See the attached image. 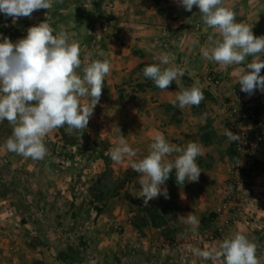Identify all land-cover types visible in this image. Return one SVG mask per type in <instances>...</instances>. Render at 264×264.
Returning <instances> with one entry per match:
<instances>
[{
  "label": "crops",
  "instance_id": "1",
  "mask_svg": "<svg viewBox=\"0 0 264 264\" xmlns=\"http://www.w3.org/2000/svg\"><path fill=\"white\" fill-rule=\"evenodd\" d=\"M239 1L237 3L241 6H238L236 17H239V22L244 23L254 15L255 12L252 11L256 8L253 2L256 0H248V4ZM99 2L100 0H63V3L53 4V7L58 9L55 14L54 10H49L46 14L48 18L54 16L57 21V24L52 23L51 27L59 31L62 26L70 38L80 44L82 64L107 58L111 63V71L105 78L100 102L95 107L94 115L90 118L88 129L83 135L80 136L79 133L69 135L63 128L56 129L48 134L54 140V144L45 142V145L48 155L54 150L56 153L58 151L66 153V151L78 149L81 153V149V156L83 157L86 153V159L90 158L92 176H89V180L95 179L96 182L97 179L102 180L108 176L118 182L115 187L104 191V194L110 197L107 210L99 216V219L92 220L93 218L90 217L92 221L88 224L92 225L91 229H94L98 223H104L103 219L106 216L125 221L121 223L127 230L120 241L128 245L127 249L134 247L139 251L142 250L139 252L142 256L138 255L136 258L135 251L131 253L127 250L125 255L128 259H123L124 264L125 261L130 264L132 260L140 264H165L167 259L163 258L166 256L160 248L161 245H165V242L183 234V245L190 246L193 237L195 238L208 226L210 228L222 224L224 218L219 212V190L223 189L233 177L242 180L240 175L232 174L235 153L233 144L224 135L226 128L224 124L228 117L226 105L236 101L253 104L264 120V93L257 90L249 96L241 91L236 81L239 70L245 66L244 64L221 67L202 57L201 48L206 46L207 37L213 30L202 23L197 7L194 6L192 11L188 12L182 6H178L175 0H168L166 4L170 7L169 9L163 6L165 4L163 0H115L116 10L113 13L107 12L105 17L112 18L114 23L107 28L102 25L105 18L103 20L94 18L95 15L100 16ZM242 19L245 21L242 22ZM252 31L257 37L264 36L263 30H259L260 34L253 28ZM195 41L199 43H193ZM163 53L175 57L173 63L184 70L180 88L191 87L193 84L202 88L205 98L198 107L189 106L184 109L174 107L172 101L180 90L176 83L173 82L167 90L162 91L143 76L142 69L152 64H159V57ZM251 59L252 57H249L245 64ZM261 59L264 60V56ZM209 76L217 77L218 83L210 82ZM203 114H206V118ZM119 130L129 145L137 150L134 160H139L148 154L149 145L157 132L162 133L169 142L179 146H186L188 142L200 144L202 155L197 158L201 169L198 182H185L183 185H178L173 172L165 185L169 199L159 196L151 200L148 206L143 204L141 210L137 211L133 208V211L127 196L133 198L140 196L139 173L130 168L131 162L127 159L117 164L106 154L109 148L116 146ZM88 132L90 136L87 135ZM67 138H72V141L68 142ZM79 141L85 143L84 147ZM9 157L12 164L14 162L12 153ZM166 159L171 158L166 157ZM259 159L264 166V147L259 154ZM54 162L56 163L55 158ZM43 164V160L31 158H26L24 161L26 167L31 166L33 169ZM7 169H11V166ZM2 171L0 169V209H3L7 201H11L15 203L14 206H17V208L13 207L14 210L20 208L26 211L23 206H18V202L21 201L19 192H22L18 188V182L22 178L17 179L13 174H7V171L3 174ZM83 177L80 178L83 179ZM29 178H34V175L27 174L24 180ZM68 178L69 175L66 174L55 178L48 172L36 178L38 183L42 181L38 184L40 188H43L42 193L46 192L45 188H48V184L53 188L63 189L61 193L65 196L57 195L59 199L56 204L51 203V199H55V196L48 195V198H42L43 194H32V185L25 186L30 199L44 200L41 209L44 220L40 222L36 219H28L25 225L28 226V223L31 226L36 225L44 235L36 241L28 242H24L20 234L14 236L15 253L8 255L5 234L0 232V262L2 264H6V261L9 264H94L96 258L100 260V257H97L98 247L105 245H110L113 252L117 253L119 250L117 244L120 242L103 237L105 239L103 244H99L93 238V241L88 239L89 235L88 240L84 242L88 245L93 244L94 251L91 250L87 256L79 252V256L85 258V261L81 259L79 263L77 256L74 257V250L76 251L77 248L74 250L71 247L66 248L67 245L72 244L70 239H73L74 235L72 234L73 237H71V234L66 235V232L61 230H65L66 227H68L67 230L74 232L80 230L81 227L76 225L79 223L78 213L82 217L84 211L89 209L82 205H68V193H66L70 186L67 182L70 180ZM48 179L52 182H48ZM95 185L93 187H96ZM257 190L264 198V170L257 176ZM71 192H73L72 188ZM255 199L258 203H254L252 212H256L261 205L259 196ZM152 213L156 214L159 224L153 223ZM188 213L198 220L196 235H193L191 225L178 220L179 216H186ZM253 214L259 216L258 213ZM140 216L141 221L135 228L130 219ZM253 225V222L248 225L240 222L230 228L225 237L232 236L238 231L247 235L246 231ZM0 226H3V222H0ZM99 229H102L101 224L96 230L99 231ZM165 230L168 231L163 232ZM185 232L188 237L184 236ZM107 234L109 235V232ZM62 236L71 238L65 241ZM54 243L59 248L46 245ZM185 254H187L185 257H191L189 262L195 258V255L189 251ZM116 255L119 256L118 253ZM176 255L174 254L170 261L177 260ZM180 256L182 258L183 254ZM185 260L188 262V258ZM169 264L172 263L169 262Z\"/></svg>",
  "mask_w": 264,
  "mask_h": 264
},
{
  "label": "clouds",
  "instance_id": "2",
  "mask_svg": "<svg viewBox=\"0 0 264 264\" xmlns=\"http://www.w3.org/2000/svg\"><path fill=\"white\" fill-rule=\"evenodd\" d=\"M175 2L188 12L197 7L202 23L213 30L206 46L201 48L202 57L221 67L244 64L236 81L241 91L249 96L257 90L264 93V75H261L264 36L257 37L252 26L236 22V13L225 6L224 0ZM54 3H63V0H0V13L15 22L19 18H30L35 11L50 10ZM0 37V122L6 120L12 126L6 148L24 158L43 160L48 155L45 137L49 133L63 128L69 135L82 136L88 129L111 63L105 58L82 64L80 44L71 39L62 26L56 31L46 20L29 27L26 37L15 43L3 34ZM249 57L252 59L245 64ZM174 59L163 53L160 63L144 67L142 74L162 91L176 83L180 90L172 101L174 107H198L205 98L202 88L195 84L180 88L185 73L173 63ZM203 115L206 118V114ZM119 133L116 146L109 148L106 154L117 164L125 159L131 162L130 168L139 173V198L144 206L159 196L170 198L165 185L173 172L178 185L198 182L200 144L188 142L186 146H179L157 132L148 154L134 160L137 150L129 145L120 130ZM224 135L231 143L240 140L239 135L227 128ZM178 220L191 225L193 235L197 234L198 220L194 215H181ZM190 251L205 260L222 261V264H259L257 244L239 231L216 246L205 250L190 246Z\"/></svg>",
  "mask_w": 264,
  "mask_h": 264
},
{
  "label": "rangeland",
  "instance_id": "3",
  "mask_svg": "<svg viewBox=\"0 0 264 264\" xmlns=\"http://www.w3.org/2000/svg\"><path fill=\"white\" fill-rule=\"evenodd\" d=\"M162 1V0H161ZM165 2V4H163L164 7H166L167 9H169L170 7L167 6V2L168 0H163ZM225 1V6L230 8L231 10H233L235 13H238V6L240 5L239 3H237L239 0L236 1H231V0H224ZM242 2H246V4H248V0H241ZM241 1H239L241 3ZM95 3V1H94ZM100 4H98L99 10H101L100 12V16H94L97 17L98 19H104L106 17L107 12L109 13H113L116 10V6H115V0H100L99 2ZM254 3V7L255 12L253 13L254 15L250 16V18L247 19L246 22H244L245 20L242 19V22H244L245 24H248L249 26H252L253 29H255L257 32H259V30H263L262 32H264V0H256L253 2ZM241 6V5H240ZM247 8H249V6L247 5ZM50 10H54V14L57 12V7H52ZM50 11V12H52ZM49 10H45V9H41L38 11H35L32 16L30 18H19L18 20H16L15 22H13L11 17H6L3 13H0V34H3V36L8 37L13 43H15L17 40L26 37L27 35V30L29 27L31 26H35L38 25L41 22H44L46 20V22L50 21L52 25L53 24H57L56 19L54 18V16L48 18L46 16V13H48ZM103 13V14H102ZM105 13V14H104ZM102 14V15H101ZM248 14V13H247ZM48 20V21H47ZM54 21V22H53ZM236 22H239V17H236ZM75 23H77V21H75ZM101 23V21H100ZM114 23V20H112V18H105L102 21V25L103 27H107L110 28L112 26V24ZM261 32H259L260 34ZM258 34V33H257ZM72 39V38H71ZM0 42H2V37H0ZM261 73H264V69L261 70ZM245 103V102H244ZM12 129V126L5 120L3 122H0V169H2V173L5 171H7L6 173L8 174H13L14 176L18 178H22V180H20L18 182L19 184V189L22 192L20 194V203L18 202V206H23L24 208H26V211L20 210V208H18L17 210H14L13 207L17 208V206H14L15 203L11 202V201H7L4 204L3 209H0V222H3V226H0L2 229L0 230L1 234H5V239L8 243V251L7 254L11 255L15 253V247H14V242H13V238L14 236H17L18 234H20L21 238L24 240V242H28V241H36L40 236H43L44 233H42V230L38 229L36 227V225L31 226L30 223H28V226H26L25 224L27 223L28 219L31 220H37V221H42L44 220L43 217V213H42V208L44 205V200L42 199H30L28 196V194L25 191V186L30 184L31 188L33 189V195H40L43 194L42 198H48L49 196H55V199L53 198V200L51 199V203L56 204L58 202V196L62 195L65 196V194L61 193L63 191V189L61 187H52L50 184H48V188H45L44 193H42L43 188H40L38 186V184H41V182H37L36 178L39 175H45L47 172L49 175L54 176L55 178H58L59 175L61 174H66L69 175L70 179L69 182L70 186L68 188V190L66 191V193H68V205H75V206H85V208H89L86 209L83 214V216L81 217L80 213L79 216L77 217L79 219V223H77L76 225L80 226L81 229L80 230H75V232L67 230L68 227H66L65 230H61V232H66V235L71 234V237L74 238L72 239L71 237H63V240L65 239V241L69 238H71V245H67L66 248L71 247L73 250L77 248V250H74V257L77 256L78 262H81V259L85 261V258H82L81 256H79V252L86 255L90 254V251H94V245H88L86 242H84V240H93L97 241L99 244H103L104 242V238H108V239H113L114 242H120L117 244V247L119 248V250L117 251V253L119 254V256L121 257H117V253L113 252V249L110 247V245H105L102 247H98L97 249V257H100V260H97V258L95 259V263L94 264H124L123 259H128V257L125 255L126 252H128L127 250H130V252L132 253L134 252L135 257L137 258V256L141 255L139 254V252H141L142 250H137L136 248L132 247L131 249H127L128 245L121 242L120 238L122 236H124L126 234L123 235H118L116 234L111 228H109L107 226L106 223V217H104V223H98L97 227H94V229H91L92 225L90 226L88 223L92 220H94L95 218L99 219V216L102 214L101 211H97L96 207L94 205V200L98 201V200H105L107 202V207L109 204V199L110 197L107 196V194H104V191H108L111 188L115 187L117 185L118 182L114 181L113 178L108 177L105 179H97L96 182L93 180H89V176H92L91 171H90V158H87V154L85 153V155L82 157V150L80 149L81 153L79 152L78 149L76 150H70V151H66V153H62L58 151V153L55 152V150L50 153L49 155H47L44 159H43V165H37L35 166V168L33 169V167L31 166H27L24 165V161L26 158L17 155L13 152H10L7 150L6 146L4 147V145L6 144V140L12 135L10 132ZM50 139V144H54L53 143V139L50 138L48 135L46 136ZM68 142L72 141V138H67ZM80 143V141H79ZM84 147V146H83ZM10 153H12V157L13 158V163L11 164L10 161ZM80 154V156H78ZM54 158L56 160V163L54 162ZM68 159V160H67ZM86 159V160H85ZM84 161V162H83ZM81 162V163H80ZM6 164V165H5ZM7 166V168L9 166H11V169H7L5 168ZM5 169V170H4ZM1 173V174H2ZM5 174V173H3ZM27 174L30 175H34V178H29L28 180H24L25 176ZM109 176H111L110 174H107ZM11 176V175H10ZM83 177V179H81L80 177ZM49 180V179H48ZM48 182H52V181H48ZM54 184L56 183L55 179H54ZM59 182V181H57ZM96 184V185H95ZM47 185V184H45ZM96 187H93V186ZM71 188L72 191L71 192ZM92 189V190H91ZM60 192V194H59ZM35 193V194H34ZM75 194V195H74ZM58 195V196H57ZM128 199V198H127ZM129 203L131 205V208H135L137 211L141 210V208L143 207V201L141 198L139 197H132L131 199H128ZM261 202L260 204L262 205V207L264 208V199H260ZM9 203H11L12 205H10ZM67 203V202H66ZM22 204V205H19ZM10 206V207H9ZM104 210V212L107 210ZM251 210L252 207H251ZM134 211V209H133ZM91 212V214H90ZM252 212V211H251ZM258 213V212H257ZM139 215V214H138ZM258 217L256 215L253 216V218L251 219V222L254 223L253 226H251L249 230L246 231V236L249 237V239L253 240L254 243L257 244V258L259 260V264H264V212H260L258 213ZM92 217L93 219L90 220ZM110 218H113L111 216H109ZM135 218H137L135 220ZM133 219H130L133 224V226L135 227L136 225H138L141 221V216L140 217H135ZM116 220V218H113ZM120 222H125V221H121L120 219H118ZM117 220V221H118ZM127 222V221H126ZM99 224H101L102 229H99V231H97L96 229L98 228ZM124 225V224H123ZM127 227V223L125 224ZM5 226V227H4ZM136 228V227H135ZM108 229H110L108 231ZM230 228H228L225 232V234L220 237V239L218 241H207L205 239L202 238V236L197 235V237H193V239L191 240L192 245L190 246H194V247H198L201 250H205L208 249L210 247L216 246L219 244L220 241H222L224 238H226V234L228 233V230ZM127 230V229H125ZM208 230L211 234H213L214 236L217 235V227L215 226H211L209 228V226L205 229ZM90 231V234H89ZM168 230H165L163 232H167ZM4 232V233H3ZM109 232V235H111V237L107 234ZM73 234V235H72ZM82 234V235H80ZM102 236H101V235ZM89 235V236H88ZM183 235V234H182ZM182 235L180 237H176V240H180L181 241V245L179 243V246H174L172 245L173 241L175 240H168L167 242H165V245H161V249H162V253L164 254L163 258L167 259V263L169 264H222V261H214V260H205L201 257L195 256L194 259H192V262H189L191 257H185L187 254L185 253H192L190 251V246L186 245V246H182V244H184V240L182 239ZM87 236L89 237L87 239ZM200 237L202 238L200 240ZM197 238V240H196ZM92 240V241H93ZM110 241V240H109ZM123 243V244H121ZM47 247H58V245L56 246V243L48 245L46 244ZM63 245V244H62ZM131 247V246H130ZM159 248V249H160ZM134 249V250H133ZM69 251V249H67ZM187 251V252H186ZM70 253V251H69ZM104 254V255H103ZM148 254V253H146ZM176 255L177 260L175 261H170L173 258V255ZM180 254H183L182 258L180 256ZM194 255V254H193ZM106 256V257H105ZM142 256V255H141ZM9 258V257H8ZM186 258H188V262L185 260ZM169 260V261H168ZM162 261V260H161ZM89 263V262H87ZM130 264H140L138 261H134L132 260L131 262H129ZM155 263V262H154ZM165 263V264H167ZM0 264H2V262H0ZM6 264H9L8 261H6ZM125 264H128V262L125 261Z\"/></svg>",
  "mask_w": 264,
  "mask_h": 264
},
{
  "label": "built area",
  "instance_id": "4",
  "mask_svg": "<svg viewBox=\"0 0 264 264\" xmlns=\"http://www.w3.org/2000/svg\"><path fill=\"white\" fill-rule=\"evenodd\" d=\"M208 80L212 83H218V78L215 76H209ZM226 109L228 117L224 124L225 127L240 136L239 141L232 142L235 153L232 174L234 176L240 175L242 180L233 177L225 184L223 189L219 190V212L224 220L222 224L216 226V236L208 230L202 231L200 236L207 241H218L228 228H232L240 222L248 225L252 223L253 213L264 212L262 205L256 212H251V207L257 202L255 198L259 196V202H261L260 199H264L257 190V176L264 170V166L259 159V154L264 147V120L259 116L257 108L253 104L236 101L227 104ZM87 135L90 136V133L88 132ZM45 142L49 143L50 139L45 137ZM80 144L82 147L85 145L83 141ZM94 205L96 210L101 211L103 214L107 202L105 200H94ZM106 223L116 234L120 236L125 234V226L120 221L107 217ZM184 234L185 237H188L186 232ZM202 238L200 237V240ZM172 243L177 247L179 243L181 245V241L176 239ZM182 246L184 245L182 244Z\"/></svg>",
  "mask_w": 264,
  "mask_h": 264
},
{
  "label": "trees",
  "instance_id": "5",
  "mask_svg": "<svg viewBox=\"0 0 264 264\" xmlns=\"http://www.w3.org/2000/svg\"><path fill=\"white\" fill-rule=\"evenodd\" d=\"M10 132H12V129H11V131ZM127 198L128 199H131L132 197L131 196H127ZM151 217H152V219H153V223L155 222L156 224H159V223H157V217H156V214H154V213H152L151 214Z\"/></svg>",
  "mask_w": 264,
  "mask_h": 264
}]
</instances>
